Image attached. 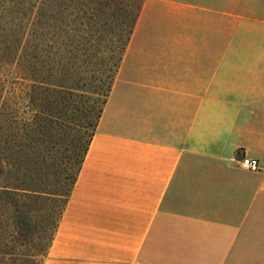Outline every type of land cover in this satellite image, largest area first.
Instances as JSON below:
<instances>
[{
    "label": "crops",
    "instance_id": "crops-1",
    "mask_svg": "<svg viewBox=\"0 0 264 264\" xmlns=\"http://www.w3.org/2000/svg\"><path fill=\"white\" fill-rule=\"evenodd\" d=\"M42 264H264V0H143Z\"/></svg>",
    "mask_w": 264,
    "mask_h": 264
},
{
    "label": "trees",
    "instance_id": "trees-1",
    "mask_svg": "<svg viewBox=\"0 0 264 264\" xmlns=\"http://www.w3.org/2000/svg\"><path fill=\"white\" fill-rule=\"evenodd\" d=\"M142 7L143 0H0V264H37V254L22 249L33 234L39 246L50 238L39 251L47 255ZM87 91L98 98L50 185L59 133ZM55 198H65L62 208L43 210Z\"/></svg>",
    "mask_w": 264,
    "mask_h": 264
},
{
    "label": "rangeland",
    "instance_id": "rangeland-1",
    "mask_svg": "<svg viewBox=\"0 0 264 264\" xmlns=\"http://www.w3.org/2000/svg\"><path fill=\"white\" fill-rule=\"evenodd\" d=\"M84 95L85 96L81 97V99L78 100V102H75L74 106H71L69 112L67 113L68 121L66 122L63 130L59 133V139H57V144H56V147L53 151L54 157H56L55 159L57 161V165L55 167H51V172L48 175V179H49V181H51L50 185H53V183L57 177V176H54L53 173L57 168H60V166H58V164H60V159L62 158V156H65L66 154L69 153L68 149L70 148L71 140L78 133L79 128L77 126V123L80 121V119H82L83 112L86 111L85 109L88 107V105L94 104V101L96 100V98H98V95L94 94V92H92V91H87L84 93ZM74 107H75V109H74ZM61 179H62V177H61ZM64 200H65V198H55V200H53V201L48 200L43 205V207H46L43 210H47V208H49V210L51 208L61 209L63 204H64ZM41 213L42 212L35 215V217H34L35 223L36 222L39 223L41 221V218H42ZM37 240H38L37 236L35 234H33L31 237L28 238L27 242L25 243V246H23L22 249H23L24 253H27L28 257H31L30 255H32V254L33 255L37 254L35 259L37 260V264H40L44 260L45 256L43 255V252L47 251L48 244L50 242V238H47L43 242V245H41V246H39V244H38L39 241H37ZM40 250H43L42 254H41V252H39Z\"/></svg>",
    "mask_w": 264,
    "mask_h": 264
},
{
    "label": "built area",
    "instance_id": "built-area-1",
    "mask_svg": "<svg viewBox=\"0 0 264 264\" xmlns=\"http://www.w3.org/2000/svg\"><path fill=\"white\" fill-rule=\"evenodd\" d=\"M242 166L251 171H257L261 168L260 162L256 158L245 156L241 160Z\"/></svg>",
    "mask_w": 264,
    "mask_h": 264
}]
</instances>
